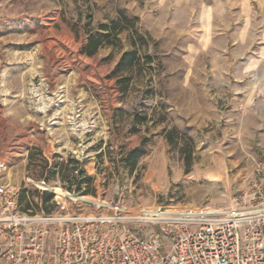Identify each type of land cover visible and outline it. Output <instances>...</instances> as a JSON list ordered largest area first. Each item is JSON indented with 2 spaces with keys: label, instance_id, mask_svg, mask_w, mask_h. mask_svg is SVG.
<instances>
[{
  "label": "rangeland",
  "instance_id": "374dc122",
  "mask_svg": "<svg viewBox=\"0 0 264 264\" xmlns=\"http://www.w3.org/2000/svg\"><path fill=\"white\" fill-rule=\"evenodd\" d=\"M196 5L0 0V181L22 208L60 210V187L67 207L102 211L88 204L118 185L138 208L208 213L249 186L264 162V76L202 63ZM90 38L101 45L88 55Z\"/></svg>",
  "mask_w": 264,
  "mask_h": 264
},
{
  "label": "built area",
  "instance_id": "2783aa9c",
  "mask_svg": "<svg viewBox=\"0 0 264 264\" xmlns=\"http://www.w3.org/2000/svg\"><path fill=\"white\" fill-rule=\"evenodd\" d=\"M19 195L0 181V264H264V162L226 208L198 216L132 206L118 185L93 212L24 209Z\"/></svg>",
  "mask_w": 264,
  "mask_h": 264
},
{
  "label": "crops",
  "instance_id": "0c3cea01",
  "mask_svg": "<svg viewBox=\"0 0 264 264\" xmlns=\"http://www.w3.org/2000/svg\"><path fill=\"white\" fill-rule=\"evenodd\" d=\"M190 1L195 48L210 52L202 63L216 66L215 76H264V0Z\"/></svg>",
  "mask_w": 264,
  "mask_h": 264
},
{
  "label": "trees",
  "instance_id": "16d2710c",
  "mask_svg": "<svg viewBox=\"0 0 264 264\" xmlns=\"http://www.w3.org/2000/svg\"><path fill=\"white\" fill-rule=\"evenodd\" d=\"M89 43H90V46H92V48L89 49L90 46H86L84 49V52H86L88 55H91L96 50V48L101 45V42H100V40H93V38H90ZM131 153H132L133 157L140 155V152H137V150H133V151H131ZM84 181L86 183V188H85V190H83L82 193L83 194H94V190L91 187L92 186V180L87 177ZM52 196H53L52 193L45 192V199L47 201L52 199ZM21 199H22V196H21V192H20L19 201H21Z\"/></svg>",
  "mask_w": 264,
  "mask_h": 264
},
{
  "label": "bare ground",
  "instance_id": "6f19581e",
  "mask_svg": "<svg viewBox=\"0 0 264 264\" xmlns=\"http://www.w3.org/2000/svg\"><path fill=\"white\" fill-rule=\"evenodd\" d=\"M34 182V181H33ZM35 183V182H34ZM51 190L54 192L55 194V199L62 203V204H67V199H72L73 196L66 192V191H63L60 187H52ZM209 213H218V211H211V212H208V213H203V212H190V213H185V214H177V213H157L159 215H164V216H172V215H180V216H198L200 214H209Z\"/></svg>",
  "mask_w": 264,
  "mask_h": 264
}]
</instances>
